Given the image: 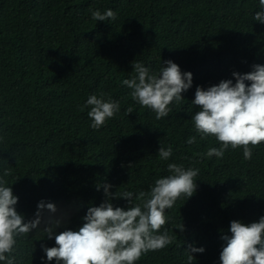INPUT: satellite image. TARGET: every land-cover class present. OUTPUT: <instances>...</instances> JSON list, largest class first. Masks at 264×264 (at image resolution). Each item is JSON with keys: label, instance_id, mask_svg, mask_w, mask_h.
Masks as SVG:
<instances>
[{"label": "trees", "instance_id": "obj_1", "mask_svg": "<svg viewBox=\"0 0 264 264\" xmlns=\"http://www.w3.org/2000/svg\"><path fill=\"white\" fill-rule=\"evenodd\" d=\"M259 0H0V175L18 197L25 222L43 200L67 214L54 229L78 231L89 207L113 194L149 191L170 173L169 163L199 169L197 190L166 210L161 229L175 243L143 255L137 264H187L189 244L203 247L193 264H220L222 235L233 220L258 222L264 216V143L245 160L242 148L208 158L214 137L201 139L192 116L197 86L205 90L233 72L264 65V24L253 19ZM116 13L114 21H95L92 11ZM191 72L192 87L160 120L141 107L123 85L141 62L158 73L165 61ZM247 83V82H246ZM105 93L120 111L99 130L81 111L90 95ZM132 107L128 114L126 109ZM196 137V142L186 141ZM172 147L162 160L160 147ZM114 207L128 208L125 199ZM133 203H136L134 200ZM50 214L45 210V221ZM182 223L185 231L175 225ZM41 225L17 238L16 264H55L41 247L55 246ZM3 264V262H0Z\"/></svg>", "mask_w": 264, "mask_h": 264}, {"label": "clouds", "instance_id": "obj_2", "mask_svg": "<svg viewBox=\"0 0 264 264\" xmlns=\"http://www.w3.org/2000/svg\"><path fill=\"white\" fill-rule=\"evenodd\" d=\"M259 10L254 20L264 24V0H259ZM116 13L108 9L104 13L92 11L95 21H114ZM135 73L122 81L131 89L130 95L141 107L153 111L157 120L167 117L172 103H179L182 93L192 87L191 72H182L171 60L165 61L158 73H150L141 62L133 63ZM233 80H221L217 85L206 90L197 86L192 103L199 110L192 116L195 130L201 139L214 137L220 147H210L201 157L222 158L229 149L242 148L245 160H251L253 149L264 143V65L254 64L248 73L233 72ZM247 82V83H246ZM105 93L90 95L81 107L92 121L90 127L99 130L108 119L114 118L120 111L119 101ZM134 110L126 109L127 115ZM2 139V138H0ZM188 144L196 142L192 136ZM173 149L160 147L158 156L167 161ZM167 176L155 180L150 190L134 194L131 191L111 193L110 184H97L96 190L104 189L105 201L99 206L89 207L85 221L78 231L65 230L59 234L54 229L59 227L66 217L56 216L57 206L41 200L37 204L34 218L25 222L17 212L18 197L11 186H7L4 177L11 175L5 169L0 175V262L16 264L15 246L17 238L27 236L33 230L41 229L43 223L50 226L42 230L48 239L54 236L55 246L41 245L47 261L55 264H137L141 257L150 251H158L175 243L176 236L168 229H161L168 223L167 209H171L182 196L186 199L197 190L196 177L199 169L185 168L183 165L169 163ZM125 199L128 208L114 207L113 199ZM136 203H133V201ZM45 210L50 214L45 221ZM185 231L182 223L175 225ZM231 235H222L225 242L220 252V264H264V216L258 222L243 223L233 220L230 223ZM187 264H193V253H203V247L189 244Z\"/></svg>", "mask_w": 264, "mask_h": 264}]
</instances>
